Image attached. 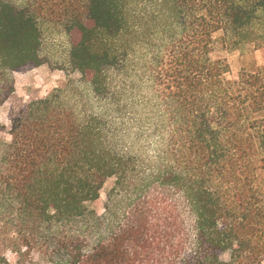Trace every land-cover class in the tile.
<instances>
[{"label": "trees", "instance_id": "obj_1", "mask_svg": "<svg viewBox=\"0 0 264 264\" xmlns=\"http://www.w3.org/2000/svg\"><path fill=\"white\" fill-rule=\"evenodd\" d=\"M43 22L85 92L10 105L0 264H264V65L213 56L264 50V0H0V106Z\"/></svg>", "mask_w": 264, "mask_h": 264}, {"label": "rangeland", "instance_id": "obj_2", "mask_svg": "<svg viewBox=\"0 0 264 264\" xmlns=\"http://www.w3.org/2000/svg\"><path fill=\"white\" fill-rule=\"evenodd\" d=\"M40 29L42 33L41 64L13 74L15 81L13 100L0 106V142H9L10 140L8 112L12 102L26 101L30 97H43L54 88L64 86L68 80L70 81L69 85L80 86V90L85 92L80 84L78 73L69 63L71 39L74 35H68L60 24L54 22H43ZM219 36L217 35V37ZM213 56L224 59L228 63L229 78L236 76L242 69L253 70L264 65V50L255 49L252 46L229 49L218 42ZM262 177L264 178V172ZM111 184V180L104 184L99 200L92 205L96 211H101L105 192Z\"/></svg>", "mask_w": 264, "mask_h": 264}]
</instances>
